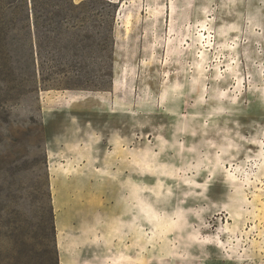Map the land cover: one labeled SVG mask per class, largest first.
Returning <instances> with one entry per match:
<instances>
[{
	"label": "rangeland",
	"instance_id": "374dc122",
	"mask_svg": "<svg viewBox=\"0 0 264 264\" xmlns=\"http://www.w3.org/2000/svg\"><path fill=\"white\" fill-rule=\"evenodd\" d=\"M99 1L87 86L0 13V264H264V0Z\"/></svg>",
	"mask_w": 264,
	"mask_h": 264
},
{
	"label": "trees",
	"instance_id": "16d2710c",
	"mask_svg": "<svg viewBox=\"0 0 264 264\" xmlns=\"http://www.w3.org/2000/svg\"><path fill=\"white\" fill-rule=\"evenodd\" d=\"M35 2V0H12L7 6L0 3V13L24 14L23 29L28 32L32 40L36 41V55L40 68L44 71V56L47 58V64L53 65L50 70L52 76L47 81L52 82V86L59 80H66L68 84L76 82L87 86L104 79L99 73L104 69H110L112 56L102 52L103 40L95 32L97 15L90 12V8L101 1L85 0L76 4L74 0H68L59 12L48 11L44 32L39 30ZM108 6L114 9L112 5ZM91 29L93 31H89ZM63 30L69 32L64 35L65 38H62ZM63 42L65 45L62 44ZM44 48H47L46 53ZM99 64L102 68H98Z\"/></svg>",
	"mask_w": 264,
	"mask_h": 264
},
{
	"label": "bare ground",
	"instance_id": "6f19581e",
	"mask_svg": "<svg viewBox=\"0 0 264 264\" xmlns=\"http://www.w3.org/2000/svg\"><path fill=\"white\" fill-rule=\"evenodd\" d=\"M130 21V20H129ZM131 22V21H130ZM120 44V43H119ZM119 104H121V103H119ZM118 111H120V110H118Z\"/></svg>",
	"mask_w": 264,
	"mask_h": 264
}]
</instances>
